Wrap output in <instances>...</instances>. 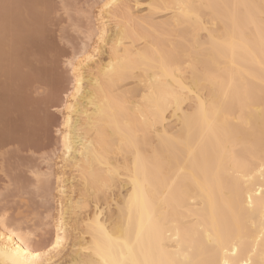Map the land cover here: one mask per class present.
Returning a JSON list of instances; mask_svg holds the SVG:
<instances>
[{
  "label": "bare ground",
  "instance_id": "1",
  "mask_svg": "<svg viewBox=\"0 0 264 264\" xmlns=\"http://www.w3.org/2000/svg\"><path fill=\"white\" fill-rule=\"evenodd\" d=\"M7 16L0 18V127L7 129L0 149L15 142L7 135L18 120L11 111L23 108L19 71H40L28 61L36 46L15 45L16 20ZM91 26L93 46L66 63L70 89L64 91L57 72L44 73L29 89L49 87L46 101L54 105L65 92L54 107L62 112L54 131L61 165L43 173L54 177L57 197L51 241L33 246L19 225H0V264L258 261L264 256V0H103ZM154 52L166 54L167 68L146 70ZM172 68L182 71L173 76ZM149 70L159 72L151 83ZM194 74L215 112L204 129L196 123L198 101L184 91ZM27 127L21 133L31 136ZM181 137L195 141L189 171L158 224L130 244L129 217L139 221L131 207L137 152L145 160L169 157Z\"/></svg>",
  "mask_w": 264,
  "mask_h": 264
},
{
  "label": "rangeland",
  "instance_id": "2",
  "mask_svg": "<svg viewBox=\"0 0 264 264\" xmlns=\"http://www.w3.org/2000/svg\"><path fill=\"white\" fill-rule=\"evenodd\" d=\"M102 1L6 0L12 7L7 11L0 9L1 19L8 14L7 17L16 20L11 25V28L17 30V34H19L18 37L14 33V37L16 36L18 39L15 45H28L25 46L26 50L29 45L36 46V51L30 56L32 59L28 61L33 65L38 62L37 69L40 70L39 72L35 70L19 71L21 77L18 82L19 87L16 89L24 98L23 108L15 107L11 111L10 117L17 116L18 120L14 125L15 131L7 135L15 142L0 149L2 154L0 155V211L7 208V224L19 225L22 231L30 233L29 239L33 246H47L54 232L51 222L56 212L57 198L54 191V177L45 174L48 173V167L52 173L56 172L57 167L61 165L58 137L54 131L60 124L62 112H58L54 107H60L59 105L65 99L64 91H68L71 87L69 67L66 66V63L74 62L73 58L76 55L83 51L88 52L89 48L93 46L95 38L91 22ZM22 23L24 24L22 25ZM21 29L26 31L21 32ZM14 30L13 32H15ZM27 31L29 32L25 33ZM47 70L49 71L47 72ZM49 72H57L64 81V91L58 94V106L46 101V97L50 93L49 87L42 86L47 90V94L41 97H36L34 92L29 91L32 82L39 80L40 76L44 77V73L48 74ZM22 73L24 74L22 75ZM23 90L27 93H23ZM44 111L45 114H43ZM22 115L27 117L25 121L21 120L20 116ZM25 122L26 125L23 126ZM26 127L27 133L32 138L21 133L22 129ZM6 132V128L0 127V135L6 134ZM33 143H36L35 146ZM39 173L45 174L38 180L34 175Z\"/></svg>",
  "mask_w": 264,
  "mask_h": 264
},
{
  "label": "snow or ice",
  "instance_id": "3",
  "mask_svg": "<svg viewBox=\"0 0 264 264\" xmlns=\"http://www.w3.org/2000/svg\"><path fill=\"white\" fill-rule=\"evenodd\" d=\"M11 5L6 0H0V9L7 11ZM168 58L166 54L161 52H154L145 60L146 70L150 69L153 65H161L167 68ZM172 75L174 76L177 71L182 69L172 68ZM159 75V72L148 71L149 83ZM171 82V81H169ZM202 81L200 78L193 75V81L184 90L185 96L188 99L198 101L197 105V117L196 123L202 126V129L210 127L212 118L215 115L214 108L210 107L209 102L200 96V85ZM36 96L41 97L47 94L45 88H39L36 91ZM123 106L130 107L127 101L121 102ZM140 128L143 125L139 126ZM139 135V129L134 131L133 136ZM192 142H185L184 138H178L175 142V153L169 157H162L156 155L150 160H145L137 152L136 159V173L132 177L133 184L135 185L136 199L131 201V207H133L139 217V221L129 217L128 223V239L129 243H132V237H135L136 242H139L144 232L158 224V215L168 205L170 198L174 195L180 181L188 173V164L192 162ZM135 139H131L128 142V146L131 149L135 145ZM175 156V159L172 156ZM262 175H264V169H262ZM20 186L19 184L17 185ZM8 214L5 207L0 211V225H7ZM264 226V225H262ZM16 264H27V261H18ZM91 264H98L97 261L92 260ZM107 264V262H106ZM191 264V262H187ZM228 264V262H225ZM244 264H264V256L258 261L246 259Z\"/></svg>",
  "mask_w": 264,
  "mask_h": 264
}]
</instances>
